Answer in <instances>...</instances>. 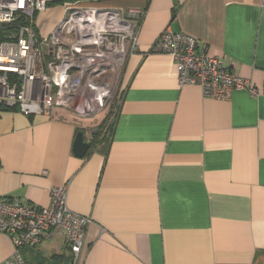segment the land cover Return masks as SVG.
<instances>
[{"label": "crops", "instance_id": "0c3cea01", "mask_svg": "<svg viewBox=\"0 0 264 264\" xmlns=\"http://www.w3.org/2000/svg\"><path fill=\"white\" fill-rule=\"evenodd\" d=\"M82 1L145 10L111 127L93 139L72 108L0 109V194L45 207L67 184L69 208L93 220L77 264H264V0ZM167 28L206 44L257 94L181 86L156 46ZM14 251L0 231V264ZM24 253L28 264H74L60 232Z\"/></svg>", "mask_w": 264, "mask_h": 264}, {"label": "built area", "instance_id": "2783aa9c", "mask_svg": "<svg viewBox=\"0 0 264 264\" xmlns=\"http://www.w3.org/2000/svg\"><path fill=\"white\" fill-rule=\"evenodd\" d=\"M57 2L0 0V109L15 107L32 115L63 106L91 115L105 103L111 77L115 80L136 50L144 9L66 1L55 29L41 34L37 17ZM156 46L172 57L181 86L199 85L204 95L218 99L230 98L236 89L257 94L250 79L234 73L192 35L167 28ZM67 198V184L51 189L45 207L0 194V231L15 247L8 264H28L24 251L56 232L65 236L73 262L80 261L93 220L71 210Z\"/></svg>", "mask_w": 264, "mask_h": 264}, {"label": "rangeland", "instance_id": "374dc122", "mask_svg": "<svg viewBox=\"0 0 264 264\" xmlns=\"http://www.w3.org/2000/svg\"><path fill=\"white\" fill-rule=\"evenodd\" d=\"M53 6L54 7H52V10L48 8L46 12L44 11L45 13L42 12L44 13L42 16V20H39V22L43 26L41 31L45 34L51 33L58 24L57 19H60L61 17H63L62 5L55 4ZM44 25H47V29L45 28ZM51 26L53 27L51 28ZM122 78H123V74L121 73L120 75H117L115 77V80L113 77H111L109 95L106 96V100L102 108L98 110L97 112L95 111L91 115H88L86 118H82L83 122H90L89 123L90 125L88 126L92 128L91 130H89V133L93 139H96L100 134H102L108 125L110 126V121L112 120L115 106L120 100V93L122 91V87L119 85L122 84V80H123ZM77 263H74V264H77Z\"/></svg>", "mask_w": 264, "mask_h": 264}, {"label": "water", "instance_id": "95a60500", "mask_svg": "<svg viewBox=\"0 0 264 264\" xmlns=\"http://www.w3.org/2000/svg\"><path fill=\"white\" fill-rule=\"evenodd\" d=\"M91 144L85 140V135L83 131H79L76 135L73 151L76 156L84 157L90 150Z\"/></svg>", "mask_w": 264, "mask_h": 264}, {"label": "trees", "instance_id": "16d2710c", "mask_svg": "<svg viewBox=\"0 0 264 264\" xmlns=\"http://www.w3.org/2000/svg\"><path fill=\"white\" fill-rule=\"evenodd\" d=\"M66 1H80V0H58V2L56 4H63ZM82 1V0H81ZM1 34V33H0ZM111 127V124H110Z\"/></svg>", "mask_w": 264, "mask_h": 264}, {"label": "flooded vegetation", "instance_id": "af4514ba", "mask_svg": "<svg viewBox=\"0 0 264 264\" xmlns=\"http://www.w3.org/2000/svg\"><path fill=\"white\" fill-rule=\"evenodd\" d=\"M121 71H119L118 75H120Z\"/></svg>", "mask_w": 264, "mask_h": 264}]
</instances>
